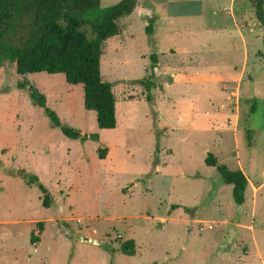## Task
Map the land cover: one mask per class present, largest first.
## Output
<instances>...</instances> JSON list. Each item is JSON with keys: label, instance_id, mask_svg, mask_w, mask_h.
Segmentation results:
<instances>
[{"label": "rangeland", "instance_id": "374dc122", "mask_svg": "<svg viewBox=\"0 0 264 264\" xmlns=\"http://www.w3.org/2000/svg\"><path fill=\"white\" fill-rule=\"evenodd\" d=\"M136 2L100 60L116 100L114 129H98L82 87L62 75L22 77L0 68V264H260L264 25L256 1ZM142 78L153 83L149 91L135 83ZM24 82L63 125L98 140H71L52 128L28 86L20 89ZM207 153L260 186L255 217L235 205L232 186L205 165ZM21 173L37 176L48 208ZM39 221L44 230L31 244ZM222 221L252 225L257 244L252 232ZM89 238L101 246L83 242ZM126 240L134 241L133 256L119 251Z\"/></svg>", "mask_w": 264, "mask_h": 264}, {"label": "trees", "instance_id": "16d2710c", "mask_svg": "<svg viewBox=\"0 0 264 264\" xmlns=\"http://www.w3.org/2000/svg\"><path fill=\"white\" fill-rule=\"evenodd\" d=\"M100 0H0V68L5 64L12 67L19 76L45 73L62 75L66 84L80 85L83 90V107L93 111L100 130H111L116 126L115 96L112 84L104 81L100 73V60L108 39L122 33L121 20L130 17L136 0H121L101 8ZM255 15L264 25L263 0H255ZM146 32L151 34L149 23ZM151 69L157 67V56L150 55ZM135 83L148 91L153 83L142 78ZM27 87L34 106L43 110L54 129H59L71 140H98L97 135H82L81 132L63 125L52 109L46 105L45 96L27 82L20 83V89ZM150 96L147 95V100ZM254 109V108H253ZM252 109V110H253ZM251 143V131H247V145ZM99 158L105 157V150H98ZM205 165L214 167L221 181L232 186V198L237 206L244 203L247 178L239 169L231 170L219 164L207 153ZM21 177L26 184L36 185L43 195V206L49 207L47 190L37 176ZM172 208H177L173 206ZM37 235L30 236V243L39 242L44 222H36ZM119 251L127 256L135 253L133 240L119 245Z\"/></svg>", "mask_w": 264, "mask_h": 264}, {"label": "crops", "instance_id": "0c3cea01", "mask_svg": "<svg viewBox=\"0 0 264 264\" xmlns=\"http://www.w3.org/2000/svg\"><path fill=\"white\" fill-rule=\"evenodd\" d=\"M234 1L235 0H230L231 4L234 3ZM231 17H233V16H231ZM173 55H178V53L175 51L173 53ZM186 59H187V61H193L194 62V59L191 58V57L184 58V60H186ZM238 169L243 172V170L241 168H238ZM243 174H244V172H243ZM245 177H246V175H245ZM259 191H260V186L252 184L249 181V179L247 178V186H246V189H245V192H244V203L241 205L244 208L243 209V213L244 212H246V213L249 212L251 217H255L257 215V207H258L257 204H258V193H259ZM246 208H247V210H246ZM232 222L233 221L223 222V223H226L228 225H232L235 228H240V229H243V230H246V231L248 230L250 233L254 232V228H253L252 225H249L248 227H245L246 225H243V224H240V223L233 224ZM252 233L250 234L251 235V240L253 239L254 243L257 244L256 237H255L254 233L253 234ZM89 239H91V238H89ZM83 242H86V240H83ZM86 243H88V242H86ZM256 249H257V255H258V259H259L260 264H264V256L261 254L258 246H256Z\"/></svg>", "mask_w": 264, "mask_h": 264}, {"label": "water", "instance_id": "95a60500", "mask_svg": "<svg viewBox=\"0 0 264 264\" xmlns=\"http://www.w3.org/2000/svg\"><path fill=\"white\" fill-rule=\"evenodd\" d=\"M86 242L91 243V244L96 245V246H101V243L95 239H88V240H86Z\"/></svg>", "mask_w": 264, "mask_h": 264}, {"label": "built area", "instance_id": "2783aa9c", "mask_svg": "<svg viewBox=\"0 0 264 264\" xmlns=\"http://www.w3.org/2000/svg\"><path fill=\"white\" fill-rule=\"evenodd\" d=\"M207 228H208V229H211L212 227L209 225Z\"/></svg>", "mask_w": 264, "mask_h": 264}]
</instances>
